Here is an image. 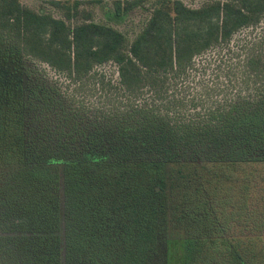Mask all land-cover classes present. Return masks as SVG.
I'll return each mask as SVG.
<instances>
[{"label":"trees","instance_id":"obj_1","mask_svg":"<svg viewBox=\"0 0 264 264\" xmlns=\"http://www.w3.org/2000/svg\"><path fill=\"white\" fill-rule=\"evenodd\" d=\"M30 1L66 11L58 19L0 0V213L11 225L10 264H159L167 230L180 227L196 264L213 262L204 248L241 264L240 245L264 249V33L225 64L227 85L209 70L238 31L260 27L264 0H160L131 41L80 9L103 0ZM143 1L112 4L119 16ZM24 57L67 91L41 79L24 87ZM108 64L116 78L101 69ZM231 80L258 98L228 97ZM83 91L103 111L81 109Z\"/></svg>","mask_w":264,"mask_h":264},{"label":"rangeland","instance_id":"obj_2","mask_svg":"<svg viewBox=\"0 0 264 264\" xmlns=\"http://www.w3.org/2000/svg\"><path fill=\"white\" fill-rule=\"evenodd\" d=\"M22 4L30 7L31 9H34L36 11L47 13L52 15L54 18L58 19H64L65 17V8H54L48 4L39 3V2H33L30 0H20ZM186 6L190 8H199L201 5L206 3L208 0H181ZM225 1V0H222ZM160 0H145L143 1L138 7L134 8L128 13L122 14V15H116L114 12L113 7V0H103L100 3H94L91 4L90 2H87L83 4L80 9H83L84 11H90L91 12V18L92 21L95 23L111 26L119 31H121L128 40H133L134 37L141 31L143 28L145 22L148 20L151 11L159 6ZM73 23V22H72ZM264 33V20L260 24V27L256 29H243L238 31L232 38L230 42V52L227 53L225 50L221 51L217 57L215 58V62H213L212 66L209 68V70H213L215 73L219 75L218 81L226 84L224 79V68L225 64H228L232 66L237 61V54L242 55V47L243 42L245 38L248 37H259ZM2 49V48H1ZM20 67L24 71V87H28L29 85H32L33 88L36 85H40L41 80H45L47 82V85L50 87L53 83H56V85L63 88V90L67 91L68 84L64 81H60L59 78H56V75L54 72L44 63H41L39 61L33 60L31 58H22ZM218 66V67H217ZM217 67V68H216ZM106 73L113 75L116 78V71L115 67L112 64H108L104 67H102ZM208 73H206L207 76L204 77V79H208ZM233 81V82H232ZM53 82V83H52ZM235 84V85H233ZM227 85V84H226ZM228 87L226 88V94L227 96L231 97L235 94V92L241 91V96L243 98L247 97L248 99L254 100L258 98L259 95H255V91L250 89V86L248 88L244 89L243 85H239L238 82H235L234 80H231V82H228ZM221 86V84L219 85ZM231 87H234L231 89ZM66 88V89H65ZM70 89L73 90L74 86H70ZM249 91H248V90ZM231 90V91H230ZM234 91V92H233ZM81 94H77L76 101H79L80 104H82L83 110L88 111H96V109L101 110V104L98 100V98L90 97L86 91L79 92ZM231 93V94H230ZM222 97V96H219ZM33 102V101H32ZM34 104L40 105L39 102L35 101ZM200 106L197 107L199 109V113H202L203 107L207 104L202 103L199 104ZM32 109V108H31ZM34 109V107H33ZM36 112L34 113V116L41 117L42 114H40L39 109H35ZM39 111V114H38ZM103 111V110H101ZM51 111H47V115H50ZM33 116V115H32ZM50 121H54L52 118H48ZM55 122V121H54ZM35 128V127H34ZM35 131L39 132V130L35 129ZM239 177V175L237 176ZM245 179V178H241ZM228 183H224L223 186L225 187ZM2 209H0L1 211ZM11 225L7 221V217L3 216L0 213V264H10L11 260L8 256L9 252V241L10 236L9 231ZM238 229V228H237ZM183 228L180 227L178 229H168L166 232V238L170 239V243L164 244V242L160 245L161 251L163 253L162 258H159V264H196V260L199 262L197 252H194L191 256H187L186 254V239H185V233L183 232ZM238 231V230H237ZM264 236V233H262ZM237 235L240 237L242 234L237 232ZM244 239V238H243ZM246 241V240H245ZM206 253L207 260H213V262L209 264H241V262L236 261H228V258L221 259L217 253H212L207 248L202 249ZM237 253H239L243 259L242 262L246 264H264V249L260 246V244H257L255 248L251 247L249 243H244L240 245L238 248H236ZM189 261L187 262V260ZM201 264H203L200 261Z\"/></svg>","mask_w":264,"mask_h":264}]
</instances>
